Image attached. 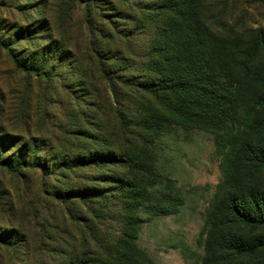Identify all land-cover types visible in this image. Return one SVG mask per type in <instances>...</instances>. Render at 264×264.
I'll return each instance as SVG.
<instances>
[{
    "label": "rangeland",
    "instance_id": "obj_1",
    "mask_svg": "<svg viewBox=\"0 0 264 264\" xmlns=\"http://www.w3.org/2000/svg\"><path fill=\"white\" fill-rule=\"evenodd\" d=\"M163 1L0 0V37L24 63L52 75L22 72L0 49V159L40 165L20 173L0 168V238H12L5 247L17 242L16 253L4 249L6 264L59 259L92 231L122 235L127 184L147 174L142 162L99 156L130 152H144L145 167L174 180L184 198L168 215L140 207L138 246L157 264H201L204 214L222 175L213 136L177 127L147 136L136 117L162 110L149 94H129L130 84L155 82L146 53ZM197 1L219 32L249 41L264 31V0ZM241 233L264 237V229ZM238 262L264 264V251Z\"/></svg>",
    "mask_w": 264,
    "mask_h": 264
},
{
    "label": "trees",
    "instance_id": "obj_2",
    "mask_svg": "<svg viewBox=\"0 0 264 264\" xmlns=\"http://www.w3.org/2000/svg\"><path fill=\"white\" fill-rule=\"evenodd\" d=\"M159 9L146 53L155 82L151 86L129 83V94H149L162 112L146 117L140 111L136 118L147 136L154 138L171 127L203 130L213 136L222 175L204 214L201 264H248L238 261L264 251V237L241 233L264 229V31L258 30L249 41L219 32L203 19L197 0H164ZM0 49L6 50L20 71L52 78L48 71L24 63L2 37ZM117 86L111 84L114 95ZM140 154L130 152L119 159L99 156L104 161L142 162L141 170L147 174L127 184L130 197L123 207L128 213L124 233L110 239L104 231H92L80 246L60 253L59 259L45 255L44 264H157L137 244L142 223L138 211L150 205L153 215L172 214L184 198L176 182L145 167L144 152ZM38 167L27 159L16 163L0 159V168L11 173ZM156 186L164 192L157 194ZM78 194L99 196L95 191ZM11 240L10 236L0 238V264H6L4 249L16 250L17 242L10 248L3 246Z\"/></svg>",
    "mask_w": 264,
    "mask_h": 264
}]
</instances>
